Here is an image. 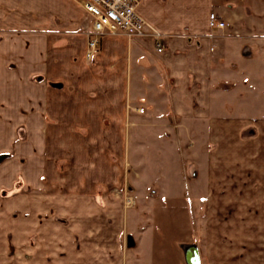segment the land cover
<instances>
[{"label": "crops", "instance_id": "crops-1", "mask_svg": "<svg viewBox=\"0 0 264 264\" xmlns=\"http://www.w3.org/2000/svg\"><path fill=\"white\" fill-rule=\"evenodd\" d=\"M263 1L141 0L165 52L106 34L88 60L79 0H0V264H189L198 212L201 264H264V26L230 27Z\"/></svg>", "mask_w": 264, "mask_h": 264}, {"label": "built area", "instance_id": "built-area-1", "mask_svg": "<svg viewBox=\"0 0 264 264\" xmlns=\"http://www.w3.org/2000/svg\"><path fill=\"white\" fill-rule=\"evenodd\" d=\"M141 0H79L81 6L92 18V29L86 57L92 60L98 52L101 37L106 34H124L128 38L151 35L155 41L156 51L163 53L166 46L163 35L151 28L138 14L137 6ZM227 26L216 12L210 13L209 40L222 36L220 33ZM214 50V47L211 48ZM144 112L143 108H138Z\"/></svg>", "mask_w": 264, "mask_h": 264}, {"label": "rangeland", "instance_id": "rangeland-1", "mask_svg": "<svg viewBox=\"0 0 264 264\" xmlns=\"http://www.w3.org/2000/svg\"><path fill=\"white\" fill-rule=\"evenodd\" d=\"M263 11V12H261ZM232 14L235 16L233 23L230 25V27H237L239 25H248V24H258V25H262L264 26V1L263 2H256L254 4H252L250 7L247 5V3H243L242 5H238L236 8L235 12H232ZM227 28V27H226ZM226 30V29H225ZM225 33V31L223 32V34ZM222 34V32H221ZM222 34V36H224ZM226 35H228L227 33H225ZM263 36V35H262ZM228 37V36H226ZM145 110L144 107H141ZM142 113V112H141ZM180 151V150H179ZM146 155V161H148V165L149 167L147 168L149 171H154V170H163V171H167V170H175V171H184L187 166H186V161L184 163V159L179 158V153H177V151H175L174 149H167V151L165 152V150H159L157 149V147L155 146H150L148 147V151L145 152ZM188 160L189 164H192L193 160L196 161L195 156L190 153L189 157L186 159ZM190 168L193 167L192 165H189ZM194 168V167H193ZM146 171V170H144ZM129 182V181H128ZM176 188H183L185 187V183L184 181H181V183L176 184L175 186ZM173 188V187H172ZM126 197L127 195L129 196H133V186H132V182L130 181L128 184L126 183ZM185 191V190H184ZM130 198H128L127 200L129 201ZM202 214L200 212H198V224L196 225V229L198 231V243L194 244V245H189L186 248V253L188 251L189 248H191L192 246H195L199 248L203 251V220H202ZM124 242H125V246H129L131 247V237H127V235L123 238ZM129 240V242H128ZM127 246V247H128Z\"/></svg>", "mask_w": 264, "mask_h": 264}, {"label": "water", "instance_id": "water-1", "mask_svg": "<svg viewBox=\"0 0 264 264\" xmlns=\"http://www.w3.org/2000/svg\"><path fill=\"white\" fill-rule=\"evenodd\" d=\"M186 259L189 264H201L198 248L192 246L186 253Z\"/></svg>", "mask_w": 264, "mask_h": 264}]
</instances>
